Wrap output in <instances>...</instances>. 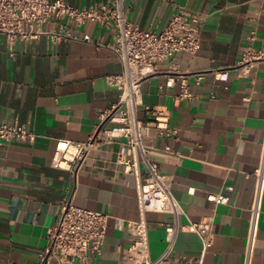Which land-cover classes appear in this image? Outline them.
I'll use <instances>...</instances> for the list:
<instances>
[{
    "label": "crops",
    "instance_id": "obj_1",
    "mask_svg": "<svg viewBox=\"0 0 264 264\" xmlns=\"http://www.w3.org/2000/svg\"><path fill=\"white\" fill-rule=\"evenodd\" d=\"M111 1L64 0L76 10ZM123 8L128 21L142 30L159 32L179 8L197 14L202 23L195 54L179 52L155 63L154 73L141 82L136 114L149 122L144 106L162 110L176 129L175 135L165 136L150 128L144 142L152 146L149 161L170 179L179 223L213 220L210 248L202 254L201 238L180 232L172 258L242 264L251 174L264 134V0H124ZM58 25L51 21L46 29ZM73 30L90 36V43L53 45L41 38L17 42L9 50L0 37V121L16 120L37 136L33 144L0 140V264H38L47 231L66 199L107 216L100 252H88L84 261L73 264H125L122 256L132 243L126 223L138 219V209L132 180L119 163L123 140L91 149L76 179L52 163L59 142L83 144L100 126L109 127L104 118L119 102L118 90L106 82L121 73L107 47L113 29L85 22ZM245 52L262 57L246 77L239 70ZM220 71L227 72L226 82L218 81ZM183 85L191 100L182 99ZM219 193L228 196L227 204L207 200ZM171 221L169 214L147 215L151 258L164 250L165 225ZM251 264H264V198Z\"/></svg>",
    "mask_w": 264,
    "mask_h": 264
},
{
    "label": "built area",
    "instance_id": "obj_2",
    "mask_svg": "<svg viewBox=\"0 0 264 264\" xmlns=\"http://www.w3.org/2000/svg\"><path fill=\"white\" fill-rule=\"evenodd\" d=\"M124 0H112L107 6L91 5L76 10L64 0H0V37L9 50L17 42H32L45 38L50 44L80 40L90 43V36L82 37L73 27L89 22L106 29H113V40L107 47L116 55L121 73L106 78L108 86L119 92V102L104 118L110 125L100 126L86 143L61 141L54 152L52 163L57 169L69 171L76 179L89 151L112 139L123 140V155L119 163L125 175L131 178L136 191L138 219L126 223L132 243L124 252L125 264H204L200 257L172 258L175 239L180 232H190L202 240V254L212 245V218L197 223L181 225L178 221L180 207L169 194L170 179L159 172L157 164L148 159L152 146L144 142L150 128L158 134L173 136L176 129L169 126V116L162 110L144 106L151 120L143 122L137 118L136 107L140 104V84L155 71V63L173 57L176 53L195 54L200 48L202 23L198 15L179 8L171 15L159 32L142 30L128 21L123 8ZM58 22L57 30H48L46 25ZM63 22V23H61ZM254 37V32L250 38ZM102 46V45H101ZM261 56L245 52L239 68L241 75L250 74ZM220 82L227 81V72L217 73ZM201 75H197V81ZM182 99L191 100L192 94L181 86ZM120 112H118V110ZM36 135L16 120L0 121V140L6 143L33 144ZM168 151V149H166ZM146 176H143L140 165ZM245 178H249L248 175ZM253 180L252 199L242 264H251L258 235L259 220L264 198V134L261 141L257 167L251 174ZM191 193V191H190ZM207 200L216 205L228 203V196L219 193L209 195ZM169 214L172 221L165 225V248L151 258L149 254L147 215ZM105 214L76 207L72 200H63L57 221L46 234V245L38 254V264H73L84 261L88 252L98 254L106 231Z\"/></svg>",
    "mask_w": 264,
    "mask_h": 264
}]
</instances>
